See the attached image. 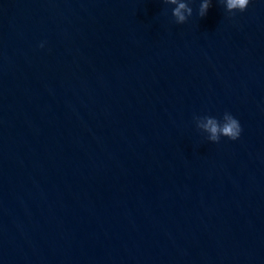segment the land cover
Instances as JSON below:
<instances>
[{
  "label": "water",
  "instance_id": "95a60500",
  "mask_svg": "<svg viewBox=\"0 0 264 264\" xmlns=\"http://www.w3.org/2000/svg\"><path fill=\"white\" fill-rule=\"evenodd\" d=\"M186 2L0 0V264H264V0Z\"/></svg>",
  "mask_w": 264,
  "mask_h": 264
},
{
  "label": "clouds",
  "instance_id": "9594fccd",
  "mask_svg": "<svg viewBox=\"0 0 264 264\" xmlns=\"http://www.w3.org/2000/svg\"><path fill=\"white\" fill-rule=\"evenodd\" d=\"M163 2L175 6L171 11V15L178 25L185 23L187 18L192 15L193 10L186 0H163ZM211 2L212 0H201L197 12L199 17L202 18L207 14ZM219 2L224 5L228 13L243 12L249 4V0H219ZM222 118L223 123L215 117L203 116V123H198L197 126L206 129L210 133L209 139L213 142H218L221 135L230 140L238 139L241 132L238 120L228 112H225ZM194 119L200 120V117L194 116Z\"/></svg>",
  "mask_w": 264,
  "mask_h": 264
}]
</instances>
